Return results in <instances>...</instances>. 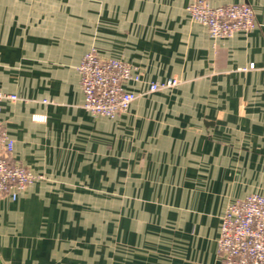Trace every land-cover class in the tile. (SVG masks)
I'll use <instances>...</instances> for the list:
<instances>
[{
    "label": "crops",
    "instance_id": "1",
    "mask_svg": "<svg viewBox=\"0 0 264 264\" xmlns=\"http://www.w3.org/2000/svg\"><path fill=\"white\" fill-rule=\"evenodd\" d=\"M188 1L0 0V90L18 97L0 118L38 176L0 196V264H220L225 208L264 197V0H208L253 10L223 38ZM90 49L139 75L111 118L82 106Z\"/></svg>",
    "mask_w": 264,
    "mask_h": 264
},
{
    "label": "built area",
    "instance_id": "2",
    "mask_svg": "<svg viewBox=\"0 0 264 264\" xmlns=\"http://www.w3.org/2000/svg\"><path fill=\"white\" fill-rule=\"evenodd\" d=\"M186 11L195 22L204 25L211 38H223L237 31L248 32L255 26L253 10L245 2L211 5L208 0H189ZM248 68H253L250 64ZM82 106L92 115L114 117L125 112L138 96L128 88L139 80L135 67L117 58L102 57L94 49L83 54L77 65ZM243 69H246L245 67ZM175 77L151 82L148 91L172 88ZM18 99L14 93L0 90V103ZM33 119H43L33 115ZM13 140L5 132L0 118V196L16 200L23 189L38 176L25 166L12 162ZM220 264H264V197L250 193L225 208L217 238Z\"/></svg>",
    "mask_w": 264,
    "mask_h": 264
}]
</instances>
